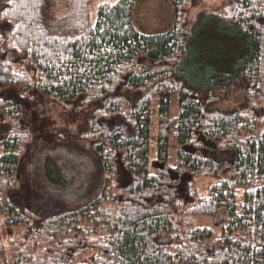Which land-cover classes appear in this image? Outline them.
I'll return each instance as SVG.
<instances>
[{"label": "trees", "instance_id": "16d2710c", "mask_svg": "<svg viewBox=\"0 0 264 264\" xmlns=\"http://www.w3.org/2000/svg\"><path fill=\"white\" fill-rule=\"evenodd\" d=\"M69 1L0 0V264H264V0Z\"/></svg>", "mask_w": 264, "mask_h": 264}, {"label": "rangeland", "instance_id": "374dc122", "mask_svg": "<svg viewBox=\"0 0 264 264\" xmlns=\"http://www.w3.org/2000/svg\"><path fill=\"white\" fill-rule=\"evenodd\" d=\"M102 0H92L91 2V8H93ZM115 1V0H111ZM57 6L62 7V10H66L67 6H69L70 1L69 0H56ZM225 2L224 0H200L197 4L194 6H191L189 9H187V17L188 19H193V16H197V14L205 9H218L219 6ZM176 11L175 6L172 2V0H137L134 7V20L136 24L142 29L146 31H159L162 29H165L169 27V25L174 21ZM196 20L198 17L195 18ZM238 90V89H235ZM239 92V90H238ZM236 92L231 91L227 95V99L229 98L230 101L236 99ZM235 98V99H234ZM178 101L179 96L177 93H173L171 97V113L175 114L178 111ZM240 102V99L238 100ZM233 104V103H232ZM234 105V104H233ZM52 110L50 111V115L53 119L57 121V125L62 120L63 116L66 115V112L63 111L62 106L54 105L52 106ZM54 120V121H55ZM151 127H152V135L153 141L155 144L156 141V134L158 132V99H154L151 103ZM171 157L172 160H176V153L175 149H171ZM69 160L66 158V161ZM81 172H84L83 170ZM216 178L214 176H201L197 179V186L199 188V191L201 193H205L208 190V187L210 184L215 180ZM238 196L241 198L242 193L241 191L238 192ZM212 217L210 215H206L203 213L196 214L195 222H200L204 224H210ZM2 238L6 240V233L5 231H2ZM221 230L219 228L214 229V235H219ZM2 240V239H1ZM4 240V241H5Z\"/></svg>", "mask_w": 264, "mask_h": 264}]
</instances>
